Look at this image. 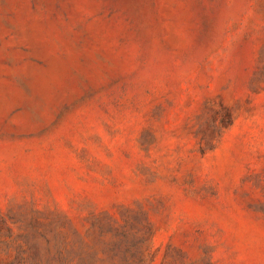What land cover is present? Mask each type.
I'll return each mask as SVG.
<instances>
[{
    "label": "rangeland",
    "instance_id": "374dc122",
    "mask_svg": "<svg viewBox=\"0 0 264 264\" xmlns=\"http://www.w3.org/2000/svg\"><path fill=\"white\" fill-rule=\"evenodd\" d=\"M35 209L134 216L130 264H264V0H0V264Z\"/></svg>",
    "mask_w": 264,
    "mask_h": 264
},
{
    "label": "trees",
    "instance_id": "16d2710c",
    "mask_svg": "<svg viewBox=\"0 0 264 264\" xmlns=\"http://www.w3.org/2000/svg\"><path fill=\"white\" fill-rule=\"evenodd\" d=\"M88 222L85 235L62 211L50 217L39 209L30 215L20 214L17 240L6 242L7 248L14 245L17 252L8 264H130L135 249L145 242L138 231L139 221L130 214L119 218L111 212H95ZM2 227L12 230L0 213Z\"/></svg>",
    "mask_w": 264,
    "mask_h": 264
}]
</instances>
